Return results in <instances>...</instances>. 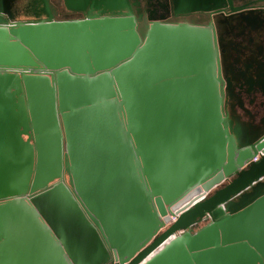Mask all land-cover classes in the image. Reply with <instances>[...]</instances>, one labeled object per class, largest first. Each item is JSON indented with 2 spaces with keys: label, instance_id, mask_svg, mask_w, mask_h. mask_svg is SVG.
Listing matches in <instances>:
<instances>
[{
  "label": "water",
  "instance_id": "1",
  "mask_svg": "<svg viewBox=\"0 0 264 264\" xmlns=\"http://www.w3.org/2000/svg\"><path fill=\"white\" fill-rule=\"evenodd\" d=\"M100 1L65 0L85 13L80 20L46 14L0 26V83L13 87L12 100L21 84L46 85L50 121L59 124L51 137L65 144L53 187L65 186V171L99 245L96 264H212L220 254L232 258L219 263L264 264V217L251 215L264 212V157L248 164L264 135L245 146L231 135L211 33L151 24L140 34L137 0H115L118 11ZM168 213L180 215L157 234Z\"/></svg>",
  "mask_w": 264,
  "mask_h": 264
},
{
  "label": "crops",
  "instance_id": "2",
  "mask_svg": "<svg viewBox=\"0 0 264 264\" xmlns=\"http://www.w3.org/2000/svg\"><path fill=\"white\" fill-rule=\"evenodd\" d=\"M106 1L107 3L104 1L98 3L100 9L103 11H110L105 7L106 5H109L112 9L117 6L116 10H119L120 2L115 0ZM126 1H128L129 6H132L134 3L132 0ZM64 4L66 6L65 0H0V26H6L8 22H18L25 19L33 21L30 20L33 19L32 17L24 15V13H33L41 8L52 14L54 21H62L54 17H56L55 12L57 6H64ZM24 16H26V18ZM42 21H45V17L42 18L41 22ZM140 32L143 33L144 29L141 28ZM12 88L13 87L10 88V85L5 86L0 83V182H2L1 180H4L5 183H13V186L8 184L5 186L3 184V191H7L5 187H8L11 190H16L15 187L21 177L20 173L25 172V175L22 176L21 180L23 179L26 185L30 184V168L26 165V162L28 161L27 156L30 154L31 150L30 139H38V141H40L39 146L37 145V151L39 152L36 151V147L33 148V163L38 161H36L35 156H42L43 160L45 159L48 161L49 156H53L52 153L54 152H52V150H55L54 146L52 147L50 144L53 139L50 136L52 131L48 129L45 132L44 129L46 124H49V120L47 121L45 96L41 95L40 97V94H42L43 91L34 89V91H37L36 94L39 95V101L37 102L31 95L32 90H28L23 84H21V91L19 88L20 93L18 94V97L12 100V98L9 97V94H13L14 92V89ZM35 132L38 133V136H34ZM244 144L245 143H242L240 145ZM22 157L26 158L21 159ZM4 165H8L9 168H5ZM49 178L51 177L42 179L39 182V185ZM59 186L61 188L60 190L63 191V196L61 194V198H53V200L60 203V205L64 204L65 207H60L58 221L54 218L52 226H54L55 229L49 224V221H52L46 219L42 214V210H45L47 204L44 202H42L40 208L38 206L36 214L32 215L34 217L33 224H30L29 222L24 224L21 228L22 232H18L15 229L12 230V226L10 224V226H8V220L5 221L4 228L8 227L5 230H3L4 228L0 223V237L2 234H5L8 241V247L6 248L7 255L9 256L8 263H18L20 261V263L28 264H96L101 260L99 257L100 248L97 242H95L96 239L91 224L80 211V208L77 205L76 200L73 199L71 193H68V189L63 185ZM232 206H234V204L229 207L232 208ZM64 208L69 212L68 215L62 212ZM251 215L252 219L254 216H257L262 220L264 212L259 209L258 213ZM45 222L47 223V226ZM207 223L208 221L204 222L202 225H206ZM70 224L72 225L70 234L67 232L64 233L66 228L69 230L68 226ZM252 225L251 221H247V224L244 226L247 230H251ZM230 229H234V226H231ZM226 247L224 248L220 246L219 249L224 248V252H227L225 249H230L227 253L242 250L241 248H231V246ZM217 249L218 248H215V250ZM224 258L230 259L232 257L231 255L224 257L223 254H220L219 259H215L217 263L212 264H252L219 263L221 261L224 262Z\"/></svg>",
  "mask_w": 264,
  "mask_h": 264
},
{
  "label": "flooded vegetation",
  "instance_id": "3",
  "mask_svg": "<svg viewBox=\"0 0 264 264\" xmlns=\"http://www.w3.org/2000/svg\"><path fill=\"white\" fill-rule=\"evenodd\" d=\"M142 3L135 9V14L145 20L140 29L164 24L206 29L211 33L218 62L217 77L225 96L222 108L226 121L232 122L231 135L247 144L251 138L263 136L264 0H144ZM85 9L92 13L90 7ZM46 14L50 13L42 8L26 12L24 15L33 21L18 22H41ZM84 14L68 10L65 4L57 6L55 12L66 20L83 19ZM45 86L41 82L33 89L45 92Z\"/></svg>",
  "mask_w": 264,
  "mask_h": 264
},
{
  "label": "rangeland",
  "instance_id": "4",
  "mask_svg": "<svg viewBox=\"0 0 264 264\" xmlns=\"http://www.w3.org/2000/svg\"><path fill=\"white\" fill-rule=\"evenodd\" d=\"M56 18V17H55ZM60 20H66L65 18H60L59 16L57 17ZM37 91H34V89L32 88V97L34 99H36V101H39V95L36 94ZM44 96L43 94H40V97ZM45 105H46V115L47 118L49 119V124H46V126L44 127L45 132L49 129L52 132L50 133V136H55L56 132L59 129V124H56V127L54 124L51 123L50 120H52V111H51V103L50 100L47 99V101H45ZM50 110V118H49V110ZM57 129V130H56ZM44 132V133H45ZM43 133V134H44ZM32 134V133H31ZM42 134V135H43ZM33 137V136H32ZM37 144L39 146L40 141H38V143L34 144V140L30 139V154H28L27 158L28 161L26 162V165H28V168H30V175H31V179L30 184L26 185L25 181H23V179L21 180L22 176L25 175L24 173H20L21 177H20V181L18 180V183L16 185V190H11L8 187H5L7 189V191H3V184L6 186V184L13 186V183H5L4 180H1L2 182H0V223L2 225V227H5V221L8 220V226H12V230L15 229L18 232H22L21 228L24 224H26L27 222H29L30 224H33V216L35 215L37 212V208L39 206H41L42 202L47 203L46 204V208L45 210H42V214L44 215V217L46 219H50L52 222L49 221L50 226H52L53 222H54V218H56L58 221L59 219V210L60 207H65L64 204L60 205V203L55 202V200H53V198H61L63 196V191H61L60 186H56L53 187V185H55L58 182V177H60V169L62 167L63 164V153H64V149H65V144L63 141V138H54L51 140V146L55 148V150H52V155L53 156H49V160L46 161L45 159L43 160L42 156H35V159L37 162L33 163L34 160V156H33V148L36 147L37 148ZM47 144V143H46ZM60 149H59V148ZM38 150V148L36 149V151ZM39 152V151H37ZM26 157H22L21 159H24ZM255 159V160H254ZM252 159V161H258L259 159L254 158ZM40 160V162H39ZM5 168L9 166L8 165H4ZM51 177L47 180L51 181L49 183H47V190L45 191H41L42 189H44L42 186L45 185L44 181L42 182L41 186L38 187V183L44 179V178H48ZM61 182L65 185L66 188H68L66 185L68 184V176L66 175L65 171L62 174L61 177ZM15 184V183H14ZM27 186V187H26ZM22 187V188H21ZM45 187V188H46ZM27 188V189H26ZM61 191V192H60ZM40 192V193H37ZM251 191H248L247 193H250ZM31 194H34L33 198L31 201H29V196H31ZM62 194V196H60ZM22 202V203H21ZM14 203H19L16 206H9L12 205ZM23 205V206H20ZM63 213L65 214H69V212L67 211L66 208H64V210H62ZM7 215H6V214ZM69 217V216H68ZM10 224V225H9ZM46 226L47 223L45 222ZM43 226V225H42ZM44 227V226H43ZM54 229L55 227L52 226ZM69 230L68 228L65 229L64 233H69L70 234V230L72 225L70 224L69 226ZM75 227V226H74ZM8 227L4 228L3 230L7 229ZM73 233V231H72ZM56 234V233H55ZM73 238V237H72ZM21 239V237H20ZM8 247V241H7V237L5 234H2V236L0 237V263L2 264H28V263H20V261L18 263H8V258L9 256L7 255L6 252V248Z\"/></svg>",
  "mask_w": 264,
  "mask_h": 264
},
{
  "label": "bare ground",
  "instance_id": "5",
  "mask_svg": "<svg viewBox=\"0 0 264 264\" xmlns=\"http://www.w3.org/2000/svg\"><path fill=\"white\" fill-rule=\"evenodd\" d=\"M138 1V4H139V6H142V2H144V0H137ZM139 6H138V8H139ZM137 7H132L131 9H132V12H133V17L135 18V20H136V22H137V26H138V31H139V33L140 34H142L141 32H140V26L142 25V23L145 21L143 18L142 19H140L139 17H138V15H136L135 14V9H136ZM55 18V17H54ZM56 18H57V16H56ZM85 18V17H84ZM54 20V19H53ZM78 20H80V19H78ZM62 21H68V20H62ZM70 21V20H69ZM145 30V29H144ZM218 93H219V97H220V99H221V114H222V117L224 118L225 117V115H224V113H223V108H222V104H223V102H224V98H225V96H224V94H223V90H221V88H220V85H219V89H218ZM255 138L256 137H254L253 139L251 138V140H249L250 142H252V141H254L255 140ZM259 138V137H258ZM234 139V138H233ZM239 141V140H238ZM240 142V144H242V143H245L243 146H245L246 144H247V142L246 141H239ZM235 145H236V143H235ZM242 146V147H243ZM260 157H264V150H260V151H258V154H257V156H255V157H253V158H256V159H259ZM249 163H253V161L251 160V162L249 161L248 162V164ZM238 173H240V169L239 170H237V174ZM236 174V175H237ZM236 176L235 175H232V176H230L227 180H225V181H223L221 184H224V183H227L228 181H230V180H232L233 178H235ZM260 181H264V179H260ZM259 182L257 181L256 182V184H258ZM255 184H253V186H254ZM67 187H69L70 188V186H69V180H68V184L66 185ZM214 191V189H212L211 191H209V192H207L203 197H201L199 200H197L195 203H199V202H201L203 199H205L206 197H208L212 192ZM245 193V192H244ZM243 193V194H244ZM247 193V192H246ZM242 195V194H241ZM237 199V198H236ZM168 215H169V217L170 218H173V220H174V218H175V221L177 220V218L179 217V215L180 214H175V213H172V214H170V213H168ZM175 221H171L169 224H168V226H170V225H172V224H174L175 223ZM166 225V224H165ZM165 225H163L160 229H159V231H158V233L157 234H160V233H162L160 230L162 229V228H165L166 226Z\"/></svg>",
  "mask_w": 264,
  "mask_h": 264
},
{
  "label": "built area",
  "instance_id": "6",
  "mask_svg": "<svg viewBox=\"0 0 264 264\" xmlns=\"http://www.w3.org/2000/svg\"><path fill=\"white\" fill-rule=\"evenodd\" d=\"M253 159H254V158H253ZM254 160H255V159H254ZM254 160H253V162H256V161H257V160H256V161H254ZM171 221H175V218H174V220H173V218H170V222H171ZM176 221H177V220H176ZM176 221H175V222H176ZM170 222H169V223H170ZM169 223H168V224H169ZM168 224H166V225H165L166 227H165V228H162L160 231L163 232L165 229H167Z\"/></svg>",
  "mask_w": 264,
  "mask_h": 264
}]
</instances>
